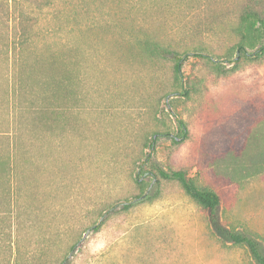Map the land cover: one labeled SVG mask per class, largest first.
<instances>
[{"label": "rangeland", "instance_id": "obj_1", "mask_svg": "<svg viewBox=\"0 0 264 264\" xmlns=\"http://www.w3.org/2000/svg\"><path fill=\"white\" fill-rule=\"evenodd\" d=\"M261 32L264 0H0V264H257L227 231L264 242ZM158 169L215 190L219 228Z\"/></svg>", "mask_w": 264, "mask_h": 264}, {"label": "trees", "instance_id": "obj_2", "mask_svg": "<svg viewBox=\"0 0 264 264\" xmlns=\"http://www.w3.org/2000/svg\"><path fill=\"white\" fill-rule=\"evenodd\" d=\"M255 23L253 22L251 25L253 26ZM27 27H22V32L25 34V30ZM25 36V35H24ZM260 44L259 46L252 52L253 55L261 56L264 55V33L261 32L259 35ZM144 46L147 48L150 55L153 57H159L162 59H170L173 61V72L174 77L178 80H181L182 78V66L189 56V51L187 50H179L176 47H170L163 45L155 40L149 39V36H147L143 41ZM239 48H243V45H239ZM194 54V53H192ZM11 72L14 73V75H17L19 79H21L19 84L20 93H25L28 91L27 85H25L22 80L23 76L25 75V70L23 69V66L19 64L18 69L15 68V65H11L10 67ZM39 80L34 81V85H38ZM29 89V87H28ZM26 90V91H24ZM49 87L45 88L44 92H49ZM17 89L16 86L13 85V91L11 92L12 95H15ZM188 90L185 89L184 94H187ZM45 94V93H43ZM48 110V106H41V108L38 109V111H46ZM178 124L181 128L182 136H186V124L185 122L180 118L177 119ZM33 124V123H32ZM157 133H153L152 138L150 142L148 143V147L152 149L154 147V136ZM244 149L241 156V161L244 160V163L241 164L242 168H245V170L248 169H254V173H258L259 171L264 169V144L260 143V139L257 138L255 135H252L250 137L246 138V141L244 143ZM7 161L0 157V175L3 176V173L5 171V164ZM158 174L165 179H173L176 180L180 187L183 189V191L203 210L206 211L208 216L209 223L214 226L215 228H219L217 225V218H216V210L220 204V197L218 193L206 186H201L195 183V181L187 176V173L185 170H164V169H158ZM135 181L138 184H141L142 181L140 179V176L137 175L135 177ZM144 195H139L137 198H142ZM149 198V196H146V199ZM132 205L131 201L125 202L122 204V209L127 210ZM107 208L111 209L113 208V205H109ZM101 223L95 224L92 226L93 230H97L100 227ZM227 237L228 241L234 243V244H242L244 245L249 253L251 258L257 263V264H264V242H262L259 238L243 234L237 231H227ZM76 244L72 245L71 248H73Z\"/></svg>", "mask_w": 264, "mask_h": 264}, {"label": "water", "instance_id": "obj_3", "mask_svg": "<svg viewBox=\"0 0 264 264\" xmlns=\"http://www.w3.org/2000/svg\"><path fill=\"white\" fill-rule=\"evenodd\" d=\"M86 232H88V229L86 230Z\"/></svg>", "mask_w": 264, "mask_h": 264}]
</instances>
